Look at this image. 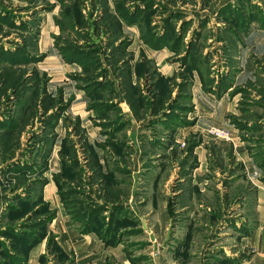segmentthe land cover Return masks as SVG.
<instances>
[{"label":"rangeland","instance_id":"obj_1","mask_svg":"<svg viewBox=\"0 0 264 264\" xmlns=\"http://www.w3.org/2000/svg\"><path fill=\"white\" fill-rule=\"evenodd\" d=\"M208 187L211 243L252 255L264 0H0V264H198L172 236Z\"/></svg>","mask_w":264,"mask_h":264},{"label":"crops","instance_id":"obj_2","mask_svg":"<svg viewBox=\"0 0 264 264\" xmlns=\"http://www.w3.org/2000/svg\"><path fill=\"white\" fill-rule=\"evenodd\" d=\"M213 191V195L215 194L214 191L216 189H212L211 187H208L207 189L204 188H193L192 191L185 192L180 196L178 199L180 201V208L184 211L183 219L184 221L181 223L180 227H186V229L181 228L179 233H182L183 235H176L172 236V238H175L174 240L176 242L178 241H184L185 238L188 239V243L184 245V251L185 253L181 256L182 258H188L187 252L190 253L191 258L196 257L199 259L198 264H202L204 260H206L207 257H205V254L207 252V255L210 257L209 263L210 264H218L217 260L222 261V258L224 259V264H229L226 261V258L224 257V254H222L221 251H218L219 248H222L226 251V248L230 247L226 243L224 244H212L211 242L215 240L217 235V226H219V221L222 223L225 218H228L224 216L222 219H216L212 218L211 211L206 212V207L208 210H211V205L216 203L215 197L213 195L211 196V191ZM223 193V191H222ZM213 197V200H210ZM208 200V202L206 201ZM256 217H257V223L254 224V228L251 229L249 232L248 229L245 230L244 227H240L239 230L241 232H238L240 234V238L242 240V243H244L246 246L250 247L253 251L252 255L244 256V250L241 247V250H237L231 256L230 254H226L229 257L236 256L238 258L237 262L232 264H264V190H257V197H256ZM211 214V217H210ZM224 223V222H223ZM226 228H231V225L229 222H225ZM243 226H247L244 223H242ZM208 227V234H199V229L197 227H203L206 229ZM223 226V225H222ZM206 230V231H207ZM237 230V229H236ZM238 231V230H237ZM68 232L66 237V244L69 249H71L70 245L78 244V246L87 245L89 243L94 244L96 241L93 238V235H86L84 237H81L79 235L74 234L72 231H64ZM214 233V237L212 234ZM229 233V232H228ZM225 238H227V233L223 232L222 234ZM214 238V239H213ZM92 240V241H91ZM168 248L170 249V245H168ZM207 250V251H206ZM203 252V253H202ZM230 252V251H229ZM109 252L106 253V255ZM90 254V253H89ZM89 254H85L83 258H86L89 256ZM226 256V257H227ZM205 257V259H204ZM103 258L100 259V264L102 262ZM179 263V261L177 260ZM85 264H96L94 261L91 263H85ZM191 264V263H190Z\"/></svg>","mask_w":264,"mask_h":264},{"label":"built area","instance_id":"obj_3","mask_svg":"<svg viewBox=\"0 0 264 264\" xmlns=\"http://www.w3.org/2000/svg\"><path fill=\"white\" fill-rule=\"evenodd\" d=\"M211 135H213L216 138L224 139V140H230L231 135L230 132L226 129L220 128V127H212L209 131Z\"/></svg>","mask_w":264,"mask_h":264},{"label":"water","instance_id":"obj_4","mask_svg":"<svg viewBox=\"0 0 264 264\" xmlns=\"http://www.w3.org/2000/svg\"><path fill=\"white\" fill-rule=\"evenodd\" d=\"M144 227H146V224H144ZM151 237H152V239L154 238V236H153V235H152Z\"/></svg>","mask_w":264,"mask_h":264}]
</instances>
